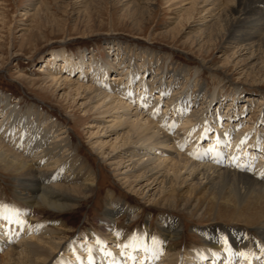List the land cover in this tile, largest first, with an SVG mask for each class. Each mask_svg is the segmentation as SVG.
Wrapping results in <instances>:
<instances>
[{
  "label": "bare ground",
  "instance_id": "obj_1",
  "mask_svg": "<svg viewBox=\"0 0 264 264\" xmlns=\"http://www.w3.org/2000/svg\"><path fill=\"white\" fill-rule=\"evenodd\" d=\"M115 1L132 15L153 14L155 0ZM164 1L176 14L177 33L193 37L192 46L207 54L219 48L224 66H239L248 78L264 77V0ZM42 3L31 4L33 15ZM185 24H192L189 31ZM109 46L115 53L105 63L85 51L77 57L52 53L42 84L73 91L84 114L95 115L88 143L127 193L203 225L192 228L202 243L181 255L171 239H178L182 222L167 213L157 217L158 239L116 229L117 215L138 221L144 209L113 192L105 195L97 234L65 239L64 224L33 223L38 206L62 214L86 201L97 175L66 126L39 107L22 110L19 101L0 94V170L17 181L15 204L0 202V264H264V92L256 102L253 89L242 96L235 85L226 107L216 90L230 76L228 68H214L216 59L200 62L219 80L208 95L197 68L192 81L186 69L162 65L154 52L140 49L138 63L120 44ZM241 102L246 108H239ZM254 110L258 119L244 125L243 114Z\"/></svg>",
  "mask_w": 264,
  "mask_h": 264
},
{
  "label": "rangeland",
  "instance_id": "obj_2",
  "mask_svg": "<svg viewBox=\"0 0 264 264\" xmlns=\"http://www.w3.org/2000/svg\"><path fill=\"white\" fill-rule=\"evenodd\" d=\"M163 1L155 0L151 16L140 17L138 14L132 15L125 10L126 6L115 0L89 2L42 0L40 14L36 16L33 15L31 7L35 0H0V94L8 97L12 103L19 101L22 110L39 107L51 120L66 126L73 143L78 148L77 153L88 161L97 175L98 182L94 193L86 201L62 214L50 211L44 206L36 207L38 215L32 217V222L40 219L41 222L49 224L50 228L64 224L65 239L82 238L84 232L89 235L97 234L102 224L100 218L105 210V195L113 192L116 198L144 209L138 221L135 219L131 221L124 214L117 215L114 218L117 222L116 229H122L127 235L140 230L145 231L149 237L152 236L151 238L157 236L161 238L156 220L160 213H167L182 222L183 230L178 239H171L181 255L185 254V250L195 249L202 243L200 235L192 228L203 225L195 224V221L183 214L170 213L153 207L127 193L114 177L111 167L102 164L88 143L91 133L89 125L95 120V115L84 114L80 107L81 101L73 91L69 89L60 91L42 84L45 63L52 53H57L58 56L62 50H65L68 54L77 57L79 52L85 51L93 55L97 62L105 63L108 56L115 53V51L111 53L113 48L109 46V43H114V47L120 44V47L125 49L124 52L134 56L138 63L143 57V54L136 53L140 49L154 52L157 57L162 58V65L173 64L176 70L186 69L189 75L192 74L190 77L192 81L195 80L194 69L197 68L200 74L203 73L201 83L209 88H207L208 95L213 94L216 86L219 85V80L216 77L212 78V73H208L206 69H202L200 62L216 59L214 68L220 70L222 69L220 66H224L225 57L222 56L219 48L213 47L209 54L205 53V50L199 51L191 45L190 38L193 37L186 33H177L179 28L175 23L176 14L168 10L167 4ZM76 5L80 6L78 10ZM191 26L192 24H185L184 29L189 31ZM58 59L62 60L60 57ZM238 67L233 65L230 68L223 67L228 68L225 73L230 76L228 77L231 82L223 83L221 85L223 89L216 90L219 91L222 100L225 99L226 107L231 102L235 85L243 88L240 91L242 96L253 89L254 95L251 98L256 102L259 101L260 91L264 92L263 74H257L253 79L248 78L237 71ZM112 75L115 73L110 77ZM78 77L79 75L73 76L76 80ZM246 100L247 96L244 98V101ZM239 105V108L241 106L246 108L242 102ZM258 117L257 110L253 113L246 111L242 123L249 125ZM16 184L17 181L11 174L0 170V202H6L9 206L11 203L12 206L15 204L13 202L16 197ZM249 232L253 238L257 237L255 232ZM162 239L167 245L169 244L168 236L166 238L162 236Z\"/></svg>",
  "mask_w": 264,
  "mask_h": 264
},
{
  "label": "snow or ice",
  "instance_id": "obj_3",
  "mask_svg": "<svg viewBox=\"0 0 264 264\" xmlns=\"http://www.w3.org/2000/svg\"><path fill=\"white\" fill-rule=\"evenodd\" d=\"M146 91V90H145ZM129 95H131V93H129ZM145 99H147V97L145 96ZM143 107H147V104L145 105H142ZM159 111V108L157 107L156 109H154V112H158ZM172 127L174 128L175 125H172ZM262 176H264V174H262ZM18 223H21L20 221H17ZM154 243H156V241L154 240ZM262 252H264V249H261ZM240 255L246 259V260H250V256L251 254L249 253H244V252H241Z\"/></svg>",
  "mask_w": 264,
  "mask_h": 264
}]
</instances>
